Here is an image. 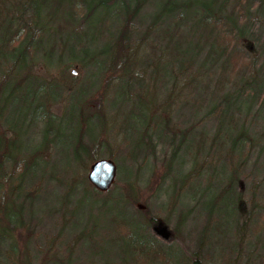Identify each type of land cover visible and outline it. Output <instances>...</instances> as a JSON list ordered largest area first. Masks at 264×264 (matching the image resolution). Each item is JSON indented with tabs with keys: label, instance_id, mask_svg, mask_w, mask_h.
Wrapping results in <instances>:
<instances>
[{
	"label": "trees",
	"instance_id": "obj_1",
	"mask_svg": "<svg viewBox=\"0 0 264 264\" xmlns=\"http://www.w3.org/2000/svg\"><path fill=\"white\" fill-rule=\"evenodd\" d=\"M148 2L0 0V120L3 119L0 121V245L7 243L10 264L33 262L29 249L26 246L23 249L17 248L12 236L13 232L21 228L28 235L31 231L22 220L28 205L26 200L32 196L33 189L21 194L22 184L40 167L41 156L45 155L46 148L54 138L60 135V123L53 121L50 104L70 92L72 82L76 80L75 76L66 75L64 71L48 75L46 79L38 78L35 75V64L38 62L36 53L43 54V65L47 69L48 65L55 63L50 58L54 47L58 48L57 57L61 61L63 42H70L68 57L77 59L79 67L92 66L102 77L99 85L101 92L94 100V110L89 109L86 101L81 100L76 103L73 113L76 134L72 157L81 162L83 171L100 157L102 147H107L109 143L101 132H89L95 125L102 130L106 124L101 105L104 99L102 94L110 89L111 84L116 83L123 95L131 89V85H137L132 97L136 98L133 101L137 108L134 117L141 129L132 148L142 146L154 152L150 130L154 129L155 124H161L170 136L168 143L172 150L166 171L160 175V179L167 176L178 150L195 148L191 154L190 169L180 176L177 187L171 193L174 198L182 191L183 183L198 176L203 167H219L212 166L211 160L204 166L205 157L197 160L194 155L203 147L202 134L199 132L197 139L187 137L186 133L191 126L181 130L169 125L171 110L179 98L184 96L185 87L196 81L205 82L204 89L212 81L210 91H222L206 111L215 123L211 137H207L210 142L206 153L213 148L212 145H216L214 142L227 147L224 156H218V160H221L218 165L222 169L227 168V174H224L218 187L205 193L203 205L207 211V221L202 224L201 232L195 233L196 242L191 251L186 250L188 252L185 256L193 264H202L199 260L202 249H208L215 234L220 231L216 226L219 221L213 213L223 208L228 211L232 204L239 208V241L236 245L240 247L241 242H244L246 225L255 217L254 210L262 205L256 201V184L250 189L249 209L243 206L242 196L239 193L233 195L232 190L236 183L239 185L238 173L244 165V160H236V152L244 145L248 148L255 145L254 135L250 131L251 124L245 122L252 104L257 103L255 111H259L258 115L264 118V47L254 48L256 43L250 27L252 23L264 24V0H158L152 12L147 15V22L138 26V16ZM183 27L186 29L182 30ZM55 64L58 65L57 61ZM162 78H165V84L160 89V96L164 97L160 99L156 95V82ZM179 78L182 79L181 84L178 83ZM56 96L60 98L55 99ZM244 100L248 104L244 115L240 116L239 105ZM32 116H40L44 124L39 143L28 150L23 143L25 128L23 130L21 126L25 122L28 125ZM1 122L6 123L5 128H2ZM126 124L127 121L123 126ZM6 131L10 134H6ZM112 154L108 150L106 156L113 159ZM82 159H85L84 163ZM83 171L76 173V180L72 176L67 191H71L76 182L81 180L86 183L82 188L83 195L102 193L93 189ZM133 184L134 178L132 181L127 179L125 183L115 181L113 186H119L125 193V199L135 202L131 200V195H134ZM143 220L154 237L171 242V236H161L153 229L157 221L149 211H143ZM113 223L112 229L116 235H120L124 246V258L119 264H150L151 258L158 257L165 260L163 252L143 241L137 225L122 220ZM261 245L264 248V238ZM260 257L264 261V251Z\"/></svg>",
	"mask_w": 264,
	"mask_h": 264
},
{
	"label": "rangeland",
	"instance_id": "obj_2",
	"mask_svg": "<svg viewBox=\"0 0 264 264\" xmlns=\"http://www.w3.org/2000/svg\"><path fill=\"white\" fill-rule=\"evenodd\" d=\"M157 2L158 0H149L148 4L142 7L141 15L137 20L138 26H143L147 22V15L152 12ZM257 24L252 23L250 27L256 43L254 48L260 49L264 47V24ZM185 29L183 27L182 30ZM69 43L63 42L61 61L57 57L59 50L54 47L50 58H53L55 63L57 61L58 65L52 62L47 66L48 70L43 65L45 62L43 54L36 53L38 62L35 64V75L37 74L38 78L46 79L48 75H57L58 72L64 71L66 75L68 73L75 76L76 80H73L70 92L50 104L49 110L53 121L60 123V135L54 138L50 146L46 148L45 155L41 156L40 167L36 168L22 184L21 194L33 189L32 196L29 197L31 200H26L28 205L23 212L24 220H22L24 226L29 227L31 231L29 235L24 228L13 232L12 236L16 240L17 248L23 249V246H26L29 249L32 264H38V262L41 264H119L124 258V246L120 235H116L112 227L115 224L113 221L122 220L133 226L137 225L143 241L164 253L165 260L159 257L151 258L150 264H193L185 255L188 252L186 250L191 251L196 242L195 233L201 232L202 224L207 221V211L203 205L204 195L207 191L218 187L224 179V174H227V168L222 169L218 165L221 162L218 156L223 157L227 147L214 142L216 145H212L213 148L206 153L210 142L207 137H211L215 128L213 118L209 117L206 111L212 101L216 102L222 91L218 89L210 91L212 81H209L210 85L205 89L203 87L205 82L196 81L185 87L184 96L179 98L171 110L169 125L181 130L191 126L192 128L186 133L187 137L193 136L197 139V134L199 132L202 134L203 147L194 155L197 160L205 157L204 166L211 160L212 166L219 167V169L203 167L198 176L184 182L182 191L172 198L171 193L174 187H177L180 176L190 169L191 154L195 148L191 147L187 151L184 150L185 148L178 150L167 176L160 179V175L166 171V163L172 150V146L168 143L169 133L161 124H155L154 129L150 130L155 147L154 152H149L150 149L142 146L132 148L141 129V125L134 117L137 108L133 101L136 98L132 97L137 85H131V89L123 95L114 81L115 84H111L110 89L102 94L104 98L101 101L102 112L106 121L104 128L101 130L98 125H95L91 127V130L89 129V132L93 134L101 132L109 140L107 147H102L100 157L113 161L116 170L114 183L110 185L107 192L83 195L82 188L86 186V183L79 180L68 192L67 187L72 176L76 180V173L83 171L81 162L75 161L72 157V144L76 134L74 129L76 123L73 120L76 103L81 100L86 101V106L94 110V100L101 92L99 85L102 79L100 72L98 73L92 66L79 67V61L76 58L72 60L68 57ZM145 75L148 74L145 73ZM181 81L182 79L179 78L178 83L181 84ZM156 84H158L156 95L163 99L164 96H160V89L164 87L165 78L158 80ZM167 84L169 85L170 82ZM247 104L248 101L244 100V103L239 105L240 116L244 115ZM256 105L257 103L251 105L245 119V122L251 124L250 131L254 135L255 145L250 148L244 145L236 152V160L238 162L241 159L244 160V165L238 173L239 185L235 184L236 187H233L232 193L233 195L239 193L242 196L243 206L249 209L250 189L253 184H256L254 189L256 201L262 206L254 210L255 217L246 225L245 240L241 242L240 247L236 245L239 241L237 238L239 208L232 204L228 211L226 208L221 211L216 210L213 216L219 221L216 226L220 231L215 234L211 246L208 249H202V255L199 256L202 264H264L263 258L260 257L264 251L261 245L264 238V118L258 115L259 111H255ZM39 117L32 116L28 125L25 122L21 126L23 130L25 128L23 143L28 150L39 143L40 135H42L44 121ZM126 121L127 124L123 126ZM1 123L2 128H5L6 123ZM6 134L10 132L6 131ZM175 138L177 139V136ZM108 150L112 151L113 159L106 156ZM84 161L85 159H82V163ZM83 172L87 174V169ZM133 178L134 195H131V200L135 202L125 199V193L119 186H113L115 181L125 183L127 179L132 181ZM173 199L174 203H172ZM144 210L155 217L157 223L153 229L158 234L172 237L170 243L153 236L143 220ZM180 219L183 221L180 222ZM76 235L79 237L75 238ZM8 251L10 249L7 243L3 242L0 245V264L11 263Z\"/></svg>",
	"mask_w": 264,
	"mask_h": 264
},
{
	"label": "water",
	"instance_id": "obj_3",
	"mask_svg": "<svg viewBox=\"0 0 264 264\" xmlns=\"http://www.w3.org/2000/svg\"><path fill=\"white\" fill-rule=\"evenodd\" d=\"M74 72V71H72ZM116 170L112 160L107 158H97L93 164L89 165L85 178L93 189L105 191L113 184Z\"/></svg>",
	"mask_w": 264,
	"mask_h": 264
}]
</instances>
